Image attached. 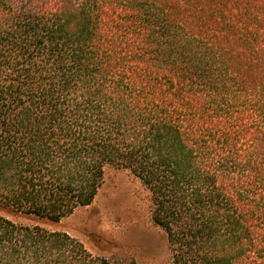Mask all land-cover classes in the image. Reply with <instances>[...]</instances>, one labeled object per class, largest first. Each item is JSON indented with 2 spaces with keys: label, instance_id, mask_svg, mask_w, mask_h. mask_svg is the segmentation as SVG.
<instances>
[{
  "label": "trees",
  "instance_id": "1",
  "mask_svg": "<svg viewBox=\"0 0 264 264\" xmlns=\"http://www.w3.org/2000/svg\"><path fill=\"white\" fill-rule=\"evenodd\" d=\"M107 165L166 264H264V0H0V264H138L54 222Z\"/></svg>",
  "mask_w": 264,
  "mask_h": 264
},
{
  "label": "rangeland",
  "instance_id": "2",
  "mask_svg": "<svg viewBox=\"0 0 264 264\" xmlns=\"http://www.w3.org/2000/svg\"><path fill=\"white\" fill-rule=\"evenodd\" d=\"M18 222L65 231L96 255L138 264H166L169 247L164 230L151 216L149 192L129 169L107 165L90 205L59 221L15 217Z\"/></svg>",
  "mask_w": 264,
  "mask_h": 264
}]
</instances>
